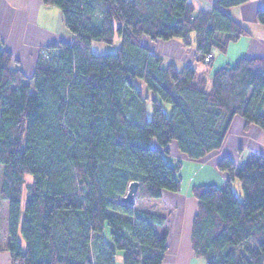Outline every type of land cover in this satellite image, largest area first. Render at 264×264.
Instances as JSON below:
<instances>
[{
  "label": "trees",
  "instance_id": "1",
  "mask_svg": "<svg viewBox=\"0 0 264 264\" xmlns=\"http://www.w3.org/2000/svg\"><path fill=\"white\" fill-rule=\"evenodd\" d=\"M248 1L197 11L191 0H42L74 41L43 48L30 76L0 38V199L15 264H163L167 217L122 198L133 182L138 200L181 189L180 165L165 156L173 142L197 161L223 147L236 116L264 131V60L220 69L209 87L206 74L165 64L143 40L191 46L195 34L211 66L215 50L249 34L227 13ZM257 21L264 26V10ZM118 38L116 52L94 51ZM218 168L229 175L224 189H193V251L206 264H264V158L239 167L224 157Z\"/></svg>",
  "mask_w": 264,
  "mask_h": 264
},
{
  "label": "crops",
  "instance_id": "2",
  "mask_svg": "<svg viewBox=\"0 0 264 264\" xmlns=\"http://www.w3.org/2000/svg\"><path fill=\"white\" fill-rule=\"evenodd\" d=\"M191 1L197 11H208L219 0ZM260 10H264V0H249L227 10L228 15L249 34L230 43L226 54L215 50L210 68L202 66L205 63L199 61L194 43L195 34L191 36V46H185L177 39L152 41L148 38L144 39V45L166 64H175L179 69L190 66L200 74H206L210 87L216 71L233 66L243 58L264 60V26L257 21ZM0 38L4 48L13 55L16 65L28 76L34 73L43 48L74 41V36L65 25L62 12L56 7L44 5L42 0H0ZM244 126V119L236 116L223 147L201 160H189L180 152L176 142L169 146L165 156L170 164L172 160L180 165L181 189L178 192H163L161 199L166 203V213L144 208L167 217L168 251L163 264H206L203 258L195 255L192 246L193 223L198 213V201L193 189L211 185L224 189L227 186L229 175L218 168L224 157L230 158L239 167L255 157L264 158V131L257 126L246 131ZM155 148L159 149L157 145ZM187 174L190 175V181L186 184ZM238 192H235L236 195L241 196ZM1 201L0 264H15L6 249L8 204ZM118 264H123L122 257Z\"/></svg>",
  "mask_w": 264,
  "mask_h": 264
},
{
  "label": "rangeland",
  "instance_id": "3",
  "mask_svg": "<svg viewBox=\"0 0 264 264\" xmlns=\"http://www.w3.org/2000/svg\"><path fill=\"white\" fill-rule=\"evenodd\" d=\"M145 40H143V43H144ZM121 45V42H120V39L118 38L115 45L112 46L111 48L110 47H107V46H104V45H100V44H96L94 46V51L97 53V54H102L104 52H116L118 50V48L120 47ZM153 49V48H152ZM202 62V61H201ZM166 64V63H165ZM206 64V65H205ZM205 64H202V66H207L209 67V62H205ZM210 68V67H209ZM208 70V69H207ZM138 86L140 87V89H142L145 93V95L149 96L150 98L152 97V93L148 91L146 85L144 84L143 81H138ZM147 107L148 109L150 110L151 112V115L149 118V120L151 121L152 120V117H153V109H152V100L150 99L148 101V104H147ZM167 111H168V114L170 115V112H171V107L168 105L167 107ZM171 165L175 166L177 165V163H175L174 161L171 160ZM27 183H31L32 182V176H27ZM187 181H190V175L187 174L186 176V180H185V183L187 184ZM186 184H185V188H186ZM232 187L234 189V191L237 193L238 192L241 196H238L241 200H243V191H242V187H241V184L238 180H235L233 183H232ZM138 193V192H137ZM28 196V191H27V188L25 189V195H24V203H25V199L27 198ZM1 199H0V204H1ZM1 206V205H0ZM135 206L137 208H142V209H152V210H157V211H163V212H167V208L165 207L166 206V203H164V200L162 199H159V200H153V201H148V200H138L137 199V196H136V201H135ZM1 209V208H0ZM120 258L121 256L118 257L119 261H120Z\"/></svg>",
  "mask_w": 264,
  "mask_h": 264
},
{
  "label": "water",
  "instance_id": "4",
  "mask_svg": "<svg viewBox=\"0 0 264 264\" xmlns=\"http://www.w3.org/2000/svg\"><path fill=\"white\" fill-rule=\"evenodd\" d=\"M138 189L139 182L131 183L127 195L122 198V203L126 205H133L137 196Z\"/></svg>",
  "mask_w": 264,
  "mask_h": 264
},
{
  "label": "built area",
  "instance_id": "5",
  "mask_svg": "<svg viewBox=\"0 0 264 264\" xmlns=\"http://www.w3.org/2000/svg\"><path fill=\"white\" fill-rule=\"evenodd\" d=\"M206 61H209V58H207ZM123 204H124V203H123Z\"/></svg>",
  "mask_w": 264,
  "mask_h": 264
}]
</instances>
